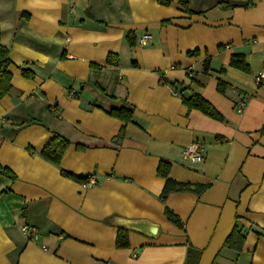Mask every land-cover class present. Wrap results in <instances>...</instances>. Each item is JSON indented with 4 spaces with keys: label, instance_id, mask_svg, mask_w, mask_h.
I'll list each match as a JSON object with an SVG mask.
<instances>
[{
    "label": "crops",
    "instance_id": "crops-1",
    "mask_svg": "<svg viewBox=\"0 0 264 264\" xmlns=\"http://www.w3.org/2000/svg\"><path fill=\"white\" fill-rule=\"evenodd\" d=\"M179 1L0 0L13 86L0 166L16 177L0 176V264H264V0H183L194 15ZM193 94L224 120L190 110ZM55 135L70 142L60 164L42 156ZM194 142L202 162L183 157ZM163 161L173 181L206 190L163 201ZM140 223L156 236L128 229ZM236 223L240 253L224 247Z\"/></svg>",
    "mask_w": 264,
    "mask_h": 264
},
{
    "label": "trees",
    "instance_id": "trees-1",
    "mask_svg": "<svg viewBox=\"0 0 264 264\" xmlns=\"http://www.w3.org/2000/svg\"><path fill=\"white\" fill-rule=\"evenodd\" d=\"M246 3V6L252 5V0H242ZM165 3H169L168 1H165ZM180 5L184 7L190 15H194V12L190 9L188 3L183 0L179 1ZM171 21L164 22V24H169ZM1 36H2V30H1V20H0V104L6 98L10 95V93L13 90L12 86V75L9 71L11 66V60H10V53H8V49L5 48L1 43ZM198 53L194 52L191 53V56H196ZM243 55H233L231 60V67L236 68L238 70H241L242 72L251 73V68L249 64L246 61V58ZM205 73H208L210 71V58H208L205 62L204 66ZM23 76L28 79L32 80L34 78V73H32L30 70H23ZM226 90V86L223 83L219 84V91L221 93H224ZM190 110L196 109L204 113V115H207L210 118H213L218 121H223L224 118L221 114H219L218 111L203 97L193 94L189 100L183 101ZM112 116L116 118H122L126 121H131L132 114L128 111H114L112 112ZM264 132V129L262 130ZM121 136V135H120ZM70 147V142L63 138L60 135H55L53 139L44 147L42 151V156L54 163V164H60ZM159 174L167 180L166 186L164 187L163 193H162V200L166 201L167 198L172 193H180V192H192L198 195H201L205 190V186H192L189 184H181L173 181L170 178V164L163 163L160 166ZM7 176L12 179H16L14 174L7 168H3L0 166V176ZM65 176H68V178L78 181V182H87L88 178H81L74 176L68 172H64ZM166 217L168 220L173 223L178 228H183V223L180 220L178 216H176L170 209H166L165 211ZM130 231L127 229H119L118 230V236H117V247L119 249H127L130 247ZM247 237V231H245L242 227L239 226V224L236 223V226L232 232V234L229 236V238L226 240L224 247L229 248L231 250H234L236 252H241L244 246V243L246 241Z\"/></svg>",
    "mask_w": 264,
    "mask_h": 264
},
{
    "label": "built area",
    "instance_id": "built-area-1",
    "mask_svg": "<svg viewBox=\"0 0 264 264\" xmlns=\"http://www.w3.org/2000/svg\"><path fill=\"white\" fill-rule=\"evenodd\" d=\"M153 39V36L150 34H145L141 40H140V45L142 47H146ZM264 79V76L261 75L257 78V82L259 84L262 83ZM73 95V94H72ZM246 107V103L241 102L238 106L237 109L241 113ZM183 154L187 160L191 162H202L204 160V154H205V147L199 143V142H194L193 144H190L186 148H184ZM91 184H94L93 181L90 182ZM37 239V237H35Z\"/></svg>",
    "mask_w": 264,
    "mask_h": 264
},
{
    "label": "water",
    "instance_id": "water-1",
    "mask_svg": "<svg viewBox=\"0 0 264 264\" xmlns=\"http://www.w3.org/2000/svg\"><path fill=\"white\" fill-rule=\"evenodd\" d=\"M121 229H127L126 227L124 228V227H120ZM133 229V230H135V231H139V233H141V234H143V235H147V236H149V237H154V236H156V234H157V232H158V227H156V226H151V225H149V224H142V223H140V224H133V225H129L128 226V229ZM127 229V230H128Z\"/></svg>",
    "mask_w": 264,
    "mask_h": 264
}]
</instances>
